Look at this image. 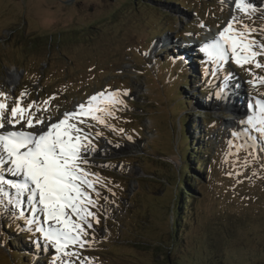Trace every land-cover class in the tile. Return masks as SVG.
<instances>
[{
    "label": "rangeland",
    "instance_id": "1",
    "mask_svg": "<svg viewBox=\"0 0 264 264\" xmlns=\"http://www.w3.org/2000/svg\"><path fill=\"white\" fill-rule=\"evenodd\" d=\"M178 1L186 8L169 0H0L4 114L22 109L14 125L30 131L27 119L53 122L75 111L69 123L95 151L80 163L94 216L70 215L79 239L57 251L36 229L61 226L24 194L23 209L0 203V264H165V253L177 264H264V136L245 126L249 116L257 126L262 118L264 54L237 63L228 49L218 61L209 55L213 41L202 43L231 22L228 34L243 32L260 52L264 0L251 1L255 10L232 8L234 0ZM173 48L191 87L158 63ZM236 90L254 107L247 101L240 118L233 108L241 101L225 100ZM184 119L196 131L189 149L205 143L210 154L188 174L200 184L188 190L191 210L175 231Z\"/></svg>",
    "mask_w": 264,
    "mask_h": 264
},
{
    "label": "snow or ice",
    "instance_id": "2",
    "mask_svg": "<svg viewBox=\"0 0 264 264\" xmlns=\"http://www.w3.org/2000/svg\"><path fill=\"white\" fill-rule=\"evenodd\" d=\"M255 10V6L250 0H236V7ZM235 19V18H233ZM247 29V25L243 26ZM232 23L220 32L219 39L214 40L208 46L209 55L218 61H224L228 56V47H231L232 56L237 63L241 60L247 62L250 57L264 54V44H261L260 52L254 50L256 41L245 43L243 32L236 33L235 37L229 35ZM249 31H251L249 29ZM247 53L239 55L238 53ZM259 66V65H257ZM91 99H96L92 97ZM261 103L262 118L259 126L254 122L253 117H248L247 124L251 125L257 133L264 136V102ZM82 110L85 106H79ZM6 108L4 103H0V129L5 128L6 123H20L19 113L22 109L12 107L11 117L3 112ZM76 116V112L64 113L63 119L47 122L38 117L27 119L25 124L30 131H8L0 135V142L3 143L4 151L7 154V162L0 157V164L12 172L14 175L23 174L28 182L34 185L29 188L28 183L16 184L18 194L29 191L31 198L38 197V202L43 206V211L48 221H54L61 227H50L44 229L39 227L37 232L42 233L46 241L57 246V251L64 248L68 243L79 239V233L73 235L74 230H79L81 225L72 223L70 215L75 214L81 222H85L87 216H94L87 211V204L94 203L88 192L83 189L84 185L92 187L86 177L89 175L80 167V163H87L86 152L91 151V147H85L82 139L83 130L69 123V119ZM83 123V121H80ZM241 123H244L243 121ZM42 125V127H38ZM24 125H21L23 127ZM90 145V141H89ZM11 167H8V165ZM0 177V183H3ZM11 184L12 182L9 181ZM70 210V211H69ZM31 223V222H30ZM89 226H91L89 224Z\"/></svg>",
    "mask_w": 264,
    "mask_h": 264
},
{
    "label": "trees",
    "instance_id": "3",
    "mask_svg": "<svg viewBox=\"0 0 264 264\" xmlns=\"http://www.w3.org/2000/svg\"><path fill=\"white\" fill-rule=\"evenodd\" d=\"M169 1L173 2L175 5L176 4L180 5L181 8H186L178 0H169ZM177 49L178 48H173V50H171V51H164L165 53H167L168 58L160 60V61H158V63L162 67L172 68L173 69L172 74L179 76V80L183 84H185V86L191 87L190 79L187 78V76H189L188 73L190 71L184 69L186 66L183 62L180 63V60L178 59V55H177V51H178ZM155 62H156V59L153 63H155ZM180 67H183V68L180 69ZM173 77H175V76H173ZM192 84H194V83H192ZM188 102H190V101H187L186 103H188ZM187 106L191 107L193 105H191V102H190V105H187ZM184 123L185 124L183 126V132H184V135L186 134V136L185 137L183 136V145L182 146L187 147V149L185 151L184 157L182 156L183 157V160H182L183 168L181 171L182 176L180 177V180L178 182L179 184L177 185V189H176L177 194H176L175 201H174L173 208H172V216H173L172 221H173V225L175 226V229H174L175 231L178 230L179 223H181V224L186 223V219H187L186 214H188L189 211L191 210L190 206H191V203L193 202L194 197L188 192V190H194L196 185L200 184L198 182V180H194L193 176H189L188 174H190L191 171L196 172L198 170V168L201 166H205L207 163L206 158L210 154L209 153L210 149L207 147V145L205 143H203V145L197 146L193 149H189V147L192 145V143L195 144L194 132L196 133V131H194L192 129V124L189 120L184 119ZM205 134H206V132H205ZM187 199H189V201H190L188 204H186ZM16 220H18V219H16ZM15 222L17 223V225H19V223H20V221H18V222L15 221ZM16 254H14V256H16ZM164 256L166 257V259H164ZM161 259H163V262L165 264H177L174 262H170V259H168V253H165V255H162ZM206 264H209V263L207 262Z\"/></svg>",
    "mask_w": 264,
    "mask_h": 264
},
{
    "label": "bare ground",
    "instance_id": "4",
    "mask_svg": "<svg viewBox=\"0 0 264 264\" xmlns=\"http://www.w3.org/2000/svg\"><path fill=\"white\" fill-rule=\"evenodd\" d=\"M251 1L252 0H250V3H251ZM236 7V0H234V1H232V8H235ZM208 35V34H207ZM217 39H219V33H212V35H210L209 36V38H208V41L209 40H212V41H214V40H217ZM205 43H207L205 40H203V44H205ZM190 47V46H189ZM228 49H231V47H229ZM21 78V75H20V73L18 72V71H16V72H14V73H12V74H10L9 75V81H10V83H11V85H13V84H15L16 82H18L19 81V79ZM9 83V84H10ZM225 91V90H224ZM238 95V96H237ZM229 97H231V99L230 98H225V100H228V101H230L233 105H234V102H236V103H238L239 101H241V106H239V107H237L238 109H236L235 107L233 108V111L234 112H236L238 115V118H240L241 116L243 117L244 115H246V114H248V111H247V108L245 107V103L248 101V103H249V107L251 108V110H252V112H253V109H254V107H253V103H252V101H251V99H247V100H245L244 98L245 97H243V95L241 94V97H240V90H236L235 92H234V97H232V96H229ZM234 98V99H233ZM227 101V102H228ZM245 101V102H244ZM243 102V103H242ZM227 105H230L229 103H226ZM250 117V116H249ZM247 119H248V117H247ZM246 122V127L249 125V124H247V121H245ZM8 131H29V130H27V129H19V128H17V126H15L14 124H7V125H5V128H3V129H0V135H4L6 132H8ZM0 157H3L4 158V160H5V162H7V159H8V157H7V154H6V152L4 151V148H3V143L2 142H0ZM105 149V148H104ZM89 154H95V151L94 150H91V151H89L88 152ZM99 154H101L99 151L97 152V155H99ZM9 167V166H8ZM5 172H7V169L4 167V165H2V164H0V177L2 176L1 174H3V175H5V176H2L3 177V180H4V182L3 183H1L0 184V203L3 205L2 206V209H4V211H13V210H10L11 209V204H15V207L16 206H19V201H20V195H23L24 196V194H25V192H22V193H19L18 194V192H17V190H15V193L14 194H12L11 192H9V191H7L6 190V188L5 187H7L6 185H5V180H7L8 178V175H6L5 174ZM19 182L22 180L23 181V184L24 183H28V185H29V187L30 188H34V185H32L30 182H28L27 180H26V178L22 175V174H19V176H18V179H17ZM21 183V182H20ZM22 184V183H21ZM8 188V187H7ZM9 189V188H8ZM7 196H8V198H9V200H7ZM26 197V196H25ZM23 198V197H22ZM25 200L27 199V198H24ZM29 200V199H28ZM38 200V197H37V199L35 200V201H37ZM10 201V202H9ZM7 202H9L10 203V205L9 206H7ZM26 203H27V200L25 201ZM23 200H21L20 201V203H25Z\"/></svg>",
    "mask_w": 264,
    "mask_h": 264
}]
</instances>
